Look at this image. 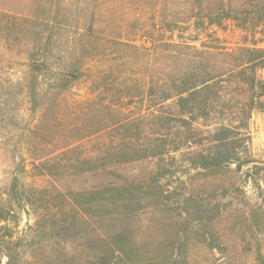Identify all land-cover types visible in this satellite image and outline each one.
<instances>
[{
  "label": "rangeland",
  "instance_id": "374dc122",
  "mask_svg": "<svg viewBox=\"0 0 264 264\" xmlns=\"http://www.w3.org/2000/svg\"><path fill=\"white\" fill-rule=\"evenodd\" d=\"M185 4L0 0V209L11 206L16 212L9 217L14 233L9 251L23 257L64 255L67 263L94 264L92 257H80L100 251L95 230L102 228L113 237V219L94 216L80 222L79 232L62 235L51 230L58 220L50 219L58 212L56 202L38 199L40 192H54L61 184L85 188L93 181L101 185L113 180L133 192L123 195L131 201L119 202L124 220L117 222L114 233H131L134 249L125 247L118 264H153L161 243L166 246L173 238L190 246L174 249L190 264L264 260V99L252 102L250 91L237 95L225 77L221 86L229 96L209 109L187 101L181 107L177 97L163 99L177 84L172 72L182 70L186 62L181 60L189 54L173 43L196 33L194 20L173 33L167 29V15ZM215 30L234 49L238 37L231 25L227 33ZM71 59L86 75L71 83V90L60 92L58 73ZM223 62L220 56L211 57V64ZM31 64L47 66L37 72L38 82L31 78ZM258 76L264 81V71ZM99 99L105 107L95 105ZM191 107L192 113L182 114ZM95 118L108 129L88 133L85 128ZM228 120L240 129L218 132V124ZM127 121L124 132L119 125ZM222 136L235 140L239 162L217 171L200 168V153L228 154L218 142ZM129 142L132 146L125 147ZM39 157H45L48 169L38 161L32 165ZM90 158L98 161L75 163ZM105 206L100 216L115 208Z\"/></svg>",
  "mask_w": 264,
  "mask_h": 264
},
{
  "label": "trees",
  "instance_id": "16d2710c",
  "mask_svg": "<svg viewBox=\"0 0 264 264\" xmlns=\"http://www.w3.org/2000/svg\"><path fill=\"white\" fill-rule=\"evenodd\" d=\"M174 13L176 14L170 17L167 15V29L169 31L173 33L175 28H179L182 24L189 27L190 22L194 20L196 33L185 42L173 43V47L180 48V50L184 49L189 54L181 60L186 62L182 70L172 72L171 78L177 84L172 87V93L164 96V101L177 97L176 104L181 105V107L187 101L194 103L193 105L200 103L205 109H209V106L213 103L226 102V97L229 96L226 95L227 87L221 86L225 82V80H222L224 77L227 79L226 82L234 88L237 95L245 96L246 92L250 91L254 95L252 102L256 99H264V81L258 79L259 72L264 71V0H186L185 6ZM230 25L232 34L238 37V40L234 42V49L231 51L227 48L229 44L227 37H220L219 31L215 30V28H218L227 33ZM202 35H206L208 38H204ZM197 43H201L200 48L196 45ZM214 56H220L224 59L222 65L211 64V57ZM179 57V54H173L172 56L173 59H179ZM74 61V59H71L68 61V65L61 64L59 76L57 75L59 84L56 85L60 92L71 90L73 88L71 83L86 75L85 70L75 64ZM29 68L31 78L34 82H38L37 72L47 69V66L45 64L39 66L31 64ZM199 79L201 80L199 81ZM34 91L35 87L30 88L31 93ZM187 92L191 94L189 99L184 97ZM95 105L105 107L106 104L104 99H99L95 102ZM190 109L193 110L183 109L182 114L185 115L187 112L192 113L194 111L193 107ZM252 113V110L246 111V118L249 119ZM90 123L91 125L85 128L86 131H89L88 133L96 134L108 129L105 122L100 119L95 118ZM233 123L229 120L222 122L218 124L217 131L228 134L235 129H240L233 126ZM127 124H129L128 121L119 125L124 132L128 131ZM158 140L164 142V138ZM234 141L229 136H222L218 142L229 149L228 154H223L222 151L200 153L199 167L217 171L223 166L238 163ZM124 145L125 147L132 146L130 142L124 143ZM99 160L102 159L99 158ZM37 161L41 163L44 169H48V162L45 157L34 160L32 165H35ZM95 161L98 160L90 158L83 161L76 160L75 163L81 165ZM125 185L120 186L117 181L113 180H108L107 184L101 185L93 181L89 187L85 188L74 184L73 186L67 185V188H64V184H61L54 188V192H40L38 200L47 204L56 202L55 207L58 208V212L50 215L52 216L50 219H58L51 227V230L55 233H62L63 235L68 232L72 234L75 231L79 232L80 227L77 228V226L82 225L80 222L88 218L92 219L94 216L112 218L113 221L109 230L114 229V231H117V222L122 219V216H120L122 214L119 212L121 207L119 202L122 200L131 201V198H123L125 197L124 194L133 195L127 184ZM30 196L35 197L34 192ZM109 204L114 205L115 208L112 212H104L100 216L102 207ZM15 216L16 212L11 206L5 212L0 209V264H72L67 263L69 260L66 261L64 255L62 257L56 255L51 257L45 255L23 257L9 251V246L14 239L13 230L8 226L10 223L9 217L15 218ZM66 217L69 218V221ZM29 228L32 227L29 226ZM114 231L111 233L113 235L111 238L106 230L102 228L95 230L93 238L100 242V251L98 253L94 252L93 256L86 255V257L81 256L80 258L83 260L92 257L94 264H118L120 255L126 253L125 247L130 245L131 249L134 248L132 247L131 233L125 231L117 233L115 236ZM94 239L92 240L94 241ZM180 241L179 238H173L172 241L165 242L166 246L161 243L156 250L158 252L155 253L159 257L154 258L155 262L153 264H190L187 257L183 261L180 256L174 254L176 246L184 250L190 249L189 245L185 242L181 244ZM162 249H164V252H160V250L163 251ZM87 263L91 264L89 260ZM260 264H264V260Z\"/></svg>",
  "mask_w": 264,
  "mask_h": 264
}]
</instances>
